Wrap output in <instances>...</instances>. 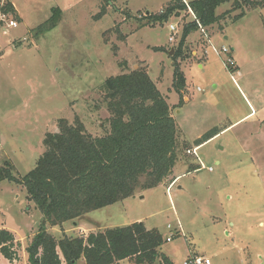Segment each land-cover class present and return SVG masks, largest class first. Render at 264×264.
<instances>
[{
	"label": "rangeland",
	"instance_id": "374dc122",
	"mask_svg": "<svg viewBox=\"0 0 264 264\" xmlns=\"http://www.w3.org/2000/svg\"><path fill=\"white\" fill-rule=\"evenodd\" d=\"M235 1L217 8L225 16L218 24L186 39L178 58L186 76L181 95L173 55L190 12L152 26L146 15H159L169 0H16L23 20L9 14L17 25L8 33L0 23V162L12 163L18 179L35 167L59 119L78 118L94 136L110 130L101 88L124 68H147L188 141L211 129L217 134L198 149L190 144L192 153L181 155L164 183L61 226L49 224L23 184L1 181L0 229L19 240L13 263L28 264L26 248L42 226L59 239L136 221L172 237L162 250L174 264L191 251L211 264L264 260V5L239 0L242 8H234ZM56 8V27L39 30ZM223 47L232 69L228 55L216 52ZM188 162L201 168L190 171ZM77 264H86L84 257Z\"/></svg>",
	"mask_w": 264,
	"mask_h": 264
},
{
	"label": "trees",
	"instance_id": "16d2710c",
	"mask_svg": "<svg viewBox=\"0 0 264 264\" xmlns=\"http://www.w3.org/2000/svg\"><path fill=\"white\" fill-rule=\"evenodd\" d=\"M227 1L169 0L159 15H146L153 21L152 26L181 11L193 15L184 23L173 55V86L181 95L186 77L178 58L184 55L185 41L193 31L218 24L225 16L219 15L217 8ZM244 1L253 8L264 5V0ZM240 7L236 0L234 8ZM0 10L19 18L11 2L2 4ZM60 13V9H54V15L39 30L55 28ZM244 13L235 15L236 19ZM101 89L110 114V130L105 134L94 136L78 118H61L58 131L46 134L44 151L35 167L22 179L14 175L12 163L0 162V182L23 184L52 226H61L164 183L173 175L181 155L191 150L190 144L198 147L217 134L211 129L193 143L188 141L167 97L145 67L124 68L120 74L107 77ZM187 166L190 171L201 168L200 163ZM176 179L171 177L170 184ZM165 241L158 229H149L140 221L91 232L86 237L64 235L59 239L42 226L26 252L28 264H63V260L77 264L82 257L86 264H121L126 259L133 260V264H173L162 250ZM17 242L12 231L0 229V253L11 262L19 259Z\"/></svg>",
	"mask_w": 264,
	"mask_h": 264
},
{
	"label": "built area",
	"instance_id": "2783aa9c",
	"mask_svg": "<svg viewBox=\"0 0 264 264\" xmlns=\"http://www.w3.org/2000/svg\"><path fill=\"white\" fill-rule=\"evenodd\" d=\"M0 23H1L4 33H8V30L10 27H15L17 25V22L15 19L10 18L9 14L3 13L1 11H0ZM170 29L172 32L177 30L174 25H170ZM201 29L204 30V28L202 27ZM174 39H175L174 36H171L169 38L170 41H174ZM216 52L220 55H222V53L225 55H228L226 65L227 67L232 66V68H234V58L231 56V51L227 47H223L222 52L217 51V50ZM188 152L192 153V150H188ZM166 239H167L166 241H171L172 237L168 236ZM211 263H212L211 259L205 255L190 254L187 256V258L183 261L182 264H211Z\"/></svg>",
	"mask_w": 264,
	"mask_h": 264
},
{
	"label": "crops",
	"instance_id": "0c3cea01",
	"mask_svg": "<svg viewBox=\"0 0 264 264\" xmlns=\"http://www.w3.org/2000/svg\"><path fill=\"white\" fill-rule=\"evenodd\" d=\"M186 2H188L187 0H185ZM6 2H11L12 4H13V6H14V8L16 9V12H17V14H18V16H19V18H21L22 20H23V17L21 16V13H20V11H19V9H18V6H17V2H16V0H0V6L2 5V4H4V3H6ZM1 11V10H0ZM194 53H196V52H194ZM185 74V73H184ZM186 77V76H185ZM184 93V92H183ZM168 99V98H167ZM185 99L187 100L188 99V96H185ZM200 137V136H199ZM200 146H198L196 149H198ZM174 177H177L178 178V176H174ZM76 223H74V225H75ZM81 228V227H80ZM81 230H83V233L84 232H87L85 229H81ZM91 231V230H90ZM13 232V231H12ZM14 233V235H15V238H16V241H18L19 242V240H18V238H17V236H16V234H15V232H13ZM228 233V232H227ZM190 254H197V253H193L192 251L190 252ZM190 254H188V255H190ZM167 255V254H166ZM168 256V255H167ZM169 257V256H168ZM28 258V257H27ZM171 260V259H170ZM17 261V260H16ZM15 261V263H13V262H11V261H9L7 258H5L3 255H2V253H0V264H16L17 262ZM174 264V263H173ZM260 264H264V260L260 263Z\"/></svg>",
	"mask_w": 264,
	"mask_h": 264
},
{
	"label": "water",
	"instance_id": "95a60500",
	"mask_svg": "<svg viewBox=\"0 0 264 264\" xmlns=\"http://www.w3.org/2000/svg\"><path fill=\"white\" fill-rule=\"evenodd\" d=\"M169 53L172 55L174 53V48H172Z\"/></svg>",
	"mask_w": 264,
	"mask_h": 264
}]
</instances>
